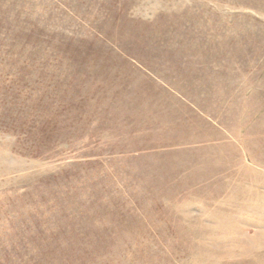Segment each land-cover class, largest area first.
Masks as SVG:
<instances>
[{
  "label": "rangeland",
  "instance_id": "obj_1",
  "mask_svg": "<svg viewBox=\"0 0 264 264\" xmlns=\"http://www.w3.org/2000/svg\"><path fill=\"white\" fill-rule=\"evenodd\" d=\"M0 264H264V0H0Z\"/></svg>",
  "mask_w": 264,
  "mask_h": 264
}]
</instances>
